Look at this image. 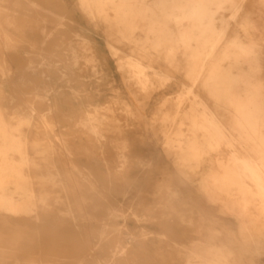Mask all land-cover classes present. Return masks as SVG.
<instances>
[{
    "label": "rangeland",
    "instance_id": "rangeland-1",
    "mask_svg": "<svg viewBox=\"0 0 264 264\" xmlns=\"http://www.w3.org/2000/svg\"><path fill=\"white\" fill-rule=\"evenodd\" d=\"M174 15L159 18L164 35L155 48L156 35L146 25L111 27L81 0H0V111L10 133L27 146L31 162L21 167L40 191L31 216L0 212V250L14 252L19 264L53 260L51 247L79 254L85 243H98L102 231L98 264H187L191 250L220 242L245 264H264V236L252 243L240 233L249 219L241 214H255L258 203L242 209L238 196L205 184L233 150L257 161L264 155L261 127L251 140L244 122L232 120L233 108L217 103L204 87L225 44L248 41L240 23L249 21L256 52L242 68L258 84L255 97L264 110V0H234L216 13L214 28L224 36L217 54L203 57L196 82L185 75L188 52L178 41L180 34L189 36V52L196 51V29L190 17L176 22L185 12ZM130 57L151 67L153 86L143 90L131 81L121 68ZM218 67L231 78L241 69L230 60ZM190 85L216 112L234 146H222L194 171L178 161L176 147L166 145L171 123L161 121L165 112L175 116L176 99ZM190 103L183 97L171 131L181 128L190 136L181 124Z\"/></svg>",
    "mask_w": 264,
    "mask_h": 264
},
{
    "label": "bare ground",
    "instance_id": "bare-ground-1",
    "mask_svg": "<svg viewBox=\"0 0 264 264\" xmlns=\"http://www.w3.org/2000/svg\"><path fill=\"white\" fill-rule=\"evenodd\" d=\"M233 1L155 0L149 7H146L144 0H81V3L90 13L96 11L99 16L104 17L111 27H129L133 29L141 24L146 25L148 32L156 35L152 44L155 48L162 44L164 35L159 18L164 17L167 19L174 17L176 12H185V19L183 21L177 19L176 22L185 24L186 18L190 17L192 19V25L197 33L196 41L198 46L196 51L190 53L191 39L189 36L180 34L178 41L186 47L188 52L185 75L188 79L196 82L201 78V73L203 74L205 69L202 63L203 57L216 55L218 45L224 36L223 33L217 32L214 28L215 15L219 10L223 9L225 4ZM240 27L248 41L245 43L236 38L227 42L219 52L220 57H218L217 61L220 64L223 60H230L235 62V64H239V68H241L239 74L231 78L230 73L221 71L217 63L208 70L204 87L209 97L214 98L217 103L225 101L227 106L233 108L232 120L239 124H242V121L244 122V129L250 130V134H248L251 136L249 137L251 140L254 139V134L257 137V131L261 127L259 132L261 134L260 139L264 143V110L255 97V93L258 91V84L245 78L242 68L246 64L249 66V62L256 52L252 35V29L254 28L249 21L240 23ZM170 50V54H172L175 48L173 47ZM121 68L126 70L131 81H135L143 90L154 85L153 77L148 74V70H151V67L145 66L139 60L130 57L122 64ZM248 69L252 70L255 68L250 66ZM154 74L156 79L162 81L159 73ZM193 86H186L184 93L177 97L175 116L165 112L161 118L163 123H171L172 127L183 105V97L190 100L189 111L184 114V120L181 123L188 126L190 136H185L181 128L173 132L171 127L165 129L164 136L167 139L166 145L176 147L182 155L178 158V161L191 171L199 169V164L204 158L212 153H218L222 146L234 147L231 135L226 132V128L219 121L216 112L206 100L199 98ZM184 137L186 139H183ZM15 157H19L21 160L20 164ZM30 162L27 146L21 142L20 138L10 133V129L0 111V212L14 214L20 219L31 216L32 207L40 196V191L34 189V182L29 181L23 173L21 166ZM218 162L221 172L211 174L205 184L206 186L212 185L221 195L238 196L242 202V209H247L251 202L258 203L259 206L256 207L255 214L249 216L241 214L242 217L249 219L241 224L240 233L247 241L255 243L257 238L264 236V155L257 161L248 155L241 154L240 151L233 150L226 161L219 159ZM211 232V238L216 240L218 233L215 230ZM104 233L102 231L98 239L100 244H102ZM98 243H85L78 250L79 254H76V252L75 254H68V252L54 251V248L50 246L55 258L42 264H71L72 259L75 260L76 264H82L83 262L98 264L101 259L96 260V257L103 252V250L98 252ZM262 245L257 247L256 250L260 252L263 249ZM190 254L192 258L187 261V264H245L241 260V256L225 246L224 243L222 244V242L207 245L206 248L199 252L191 250ZM103 255L109 254L104 252ZM40 256H42V253H40ZM12 259L15 260L14 264H19L14 252L4 249L0 250V264H8L7 261ZM192 259L194 260L191 261ZM249 262L252 263L251 261ZM112 263V260H105L103 264ZM27 264L36 263L28 262Z\"/></svg>",
    "mask_w": 264,
    "mask_h": 264
}]
</instances>
